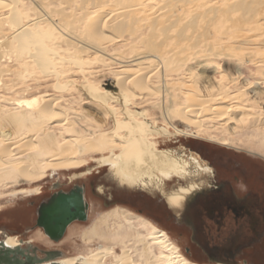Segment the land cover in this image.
Returning a JSON list of instances; mask_svg holds the SVG:
<instances>
[{
    "label": "bare ground",
    "instance_id": "bare-ground-1",
    "mask_svg": "<svg viewBox=\"0 0 264 264\" xmlns=\"http://www.w3.org/2000/svg\"><path fill=\"white\" fill-rule=\"evenodd\" d=\"M31 1L34 6L31 3L33 8L30 5L26 11L24 0H0V88L6 72L20 76L11 69L34 64L48 76L55 74L57 88L65 89L75 83H61L60 64L81 65L86 58L83 55L91 53L119 63L125 75L120 79L117 76L112 91L89 79L79 87L83 95L101 104L105 116L112 118L114 129L109 132L77 128L66 114L56 111L59 99L53 96L5 98L0 95V190L8 187L9 182H38L50 171L82 168L92 160L90 156L99 154L104 160L102 167H114L111 179L119 189L160 193L179 214L189 187L184 191H167V179L180 178L184 175L183 165L197 159L182 151L178 156L177 150H173L175 145H168L166 138L193 133L201 137L200 128L216 117H221L219 125L225 126L238 125L250 116L254 119V134H264L261 106L264 92L258 91L264 84L261 78L264 77V0ZM6 23L10 24L8 31L3 27ZM102 40L110 45L115 42L121 52L127 49L132 55H110L108 48L101 45ZM144 47L148 51L141 50ZM62 52H67L68 57ZM230 57L241 62L240 70H246L247 75L241 72L228 82L215 78L199 82L198 68L194 66L208 61L211 65L208 68L216 72L220 69L216 61ZM10 60L16 67L10 65ZM154 63L161 64V73L150 69ZM157 64L152 67L156 71L160 68ZM173 65L177 73L181 72L178 77L181 79H169L172 74L165 73ZM154 77L158 78L156 84H152ZM133 81L142 89L141 94L131 90ZM177 94L185 101H179ZM152 96L159 98L153 108L160 109L165 124L151 120L148 110H136L141 104L136 102L138 99L150 103L148 98ZM174 121L181 122L187 130H181ZM209 139L236 147L229 137H224L222 142L213 135ZM37 189L19 192L38 193ZM129 210L115 206L82 233L87 245L102 241L103 248L88 251L85 257L68 256L60 263L198 264L182 253L169 232ZM135 219L140 220L138 224ZM112 222L120 224L114 223L118 227L109 230L114 238L107 239L103 225L110 227ZM2 236L10 247L35 244ZM117 246L121 252L116 250Z\"/></svg>",
    "mask_w": 264,
    "mask_h": 264
},
{
    "label": "rangeland",
    "instance_id": "rangeland-1",
    "mask_svg": "<svg viewBox=\"0 0 264 264\" xmlns=\"http://www.w3.org/2000/svg\"><path fill=\"white\" fill-rule=\"evenodd\" d=\"M31 3H32L31 0H24V4H25L24 9H26V11L30 10L28 7H30ZM32 5L31 7L33 8L34 5L33 6ZM3 27L6 28V29L4 28L6 31L11 29L9 23H6V25ZM10 32L11 31H9V33L8 34L6 33V34L10 36L9 35ZM100 43L102 46L104 45L103 47L108 48L109 50L108 54L110 55H114V54L116 55L120 53H122L125 57H129L130 55H132V52L130 53V51H127V49H123V51L121 52L122 49H118L116 47L115 42L110 45L108 41L106 42V40L105 41L102 40ZM106 43H109V44L106 45ZM141 50L148 51L146 47L142 48ZM62 55L64 57H68L67 52H62ZM83 56L87 58V59L86 58L84 59L87 62H84V60H82L83 61L82 64L84 63L83 65L82 64L78 65L77 63L74 64V62H64L63 65L60 64L59 69L61 71L60 74H62L61 75L62 78H60L61 83L65 84L67 81L69 82L74 81L75 84L72 86L69 85L65 89L57 88L56 84L58 80L55 74H51V75L49 74L48 76L46 73H43L42 71L34 67V64H32V66L28 68H21L20 70L15 69V68L11 69L15 72H19L20 76H15V75L13 76L12 75L13 73L6 72L3 75L4 85H2V88H0V95L5 98H9V97L10 98L11 97L20 98L24 96L25 97L26 96L27 97H32V96L33 97L35 96L46 97L47 96V98L48 97L49 98L54 97L55 99L58 98L59 103H58V106L56 107V111L57 112L61 111L60 113L66 114L70 118V121L73 122L77 126V128L78 127L81 129L84 128L83 131L88 130V131H91V132L94 131L97 133L103 132L102 130L109 132L114 129V122H112V118H109L108 115L105 116V112L101 104L96 103L95 101L89 99L87 96H85V94L83 95L82 91L79 90L80 89L79 87H81L82 85L86 83L85 79H89V81L93 82L94 84H97L101 86L102 88H105L106 90L112 91V87H115L114 83L118 81L117 76H119V79H120L125 74L121 69L122 66L117 62H113V60L110 58L106 59V58H103L102 56H98V54H95V53H91L89 55H83ZM13 60H15L14 57H13ZM13 60H10L11 61L10 65L13 67H16V65L14 64L15 62ZM193 62H190V63H193ZM4 64L7 65L9 64V62H4ZM155 64L157 63H154L152 67H156L154 66ZM216 64L220 68L216 72L208 68L211 66L208 64V61L205 62L201 66H194L198 68L197 79L199 80V82H202L207 79L214 80V78L215 80L223 79L225 82H228L229 79L231 78L239 77L241 72L247 75L246 70L244 71L240 70L239 64H241V62L239 63L236 58L234 59L232 57L227 58V59L221 58L216 61ZM157 65H159V63ZM152 67L150 68L151 70H154V72L159 71L161 73L160 71L161 64L159 65L160 68H158L157 71ZM172 68H173L172 70L167 68L165 71L166 74H172V76L169 77V79H173V80L181 79V78H178L181 72L177 73V71H175L176 68H174V65ZM154 78L152 79L153 81L151 80L152 84L157 83L156 81L158 78L157 77H154ZM261 78H264V77L262 76ZM241 82H244V81L241 79ZM132 83H130L131 90H133L137 94H141L142 89L139 88V86L137 85L135 81H133ZM27 88L29 90L26 92L25 90H27ZM252 90L254 89H251V91ZM258 91L260 93L264 92V84H262L258 88ZM177 96H178L177 99L179 101L181 102L185 101L183 96L180 97V95L178 94ZM14 99L15 98H13V100ZM148 99H150V101L152 102L149 101L150 103H148L147 102L148 100L146 102H143V100L141 101V99H138L136 102H139L141 104L137 105L139 108L136 106V110L137 111L148 110L150 111L149 117L151 120H155V121L158 120L157 122L159 124L160 123L165 124L164 120H162L163 117L160 112V109L153 108V103L158 102L159 98L157 96L155 97L152 96V97H149ZM6 105H8L7 102H6ZM261 106L264 107V99L262 100ZM131 109H135V107H132ZM151 115L153 118L151 117ZM209 118L210 117H203V119H208V120ZM219 118L221 119V117L210 118L209 121L212 120L211 122L209 121L205 122V123H208L209 125H206L205 123L203 124L205 126L201 127L200 130H203L205 132L202 131L200 135L201 137L193 136V134H196V133L192 132L193 134L191 136L190 135L176 136V137L171 138V140L166 138L167 139L166 143H169L168 145H173V146L175 145L173 147V150L176 149L177 154L179 151H182L184 154H187L189 156L192 155L195 159L199 158L200 160L199 159L198 160L202 163V164L201 163L199 164L197 163L199 161H195L194 159L189 161L190 167L195 170L196 177H193V178L191 177L192 179L187 180V181L178 180L176 183L177 190H184L192 185L194 187L195 186L198 187V189H201V188H204V186H208L209 184H211L212 181L210 178H208L210 176V171L207 167L203 165L204 163L207 164V162L217 163L218 160L222 161L223 158H227L226 160H228V162L229 161L232 162L229 159L233 157H236V158L241 157V158H247L251 161H255L264 167V144H263L264 134L262 133L254 134V130H252V122L254 119L250 116H246L243 118V121L239 123L240 126L239 124L235 125L233 123H230L228 125H225L226 126L225 127V126H221L222 122L219 120ZM219 123L221 124L219 125ZM174 124L177 127H179L181 130L183 129L187 130L186 127L183 124H181V122L179 123V121L178 122L174 121ZM219 128L221 129L219 130ZM188 129L191 130V128H188ZM195 129L197 128H192L191 131H195ZM251 133L254 135L252 136ZM67 135H69V132H67ZM211 135L218 137V140L220 142L223 141L224 137H229L231 140H234L232 143L236 147H228L221 143H216L212 141L211 139H209ZM189 147L194 148V149H188ZM116 155L117 153H114V156ZM96 158L99 160L94 161V159ZM101 158H102V155L96 154L94 155V157L90 156L89 160L90 159L92 160L89 161L88 165H85L82 168L71 169V170L59 169L56 171H50L46 178L38 182H35V183L23 182V183L17 184V183L9 182L8 187H3L0 190V227L4 226L5 229L7 230L9 228H14L15 233L25 232L27 228H29L30 226L34 224L33 223L34 216H35L34 212L37 209L40 202L44 200L45 198H47L49 194L52 193L50 192V187L53 183H60L64 189H70L74 185L87 184L90 181H93L96 183V188L98 189L102 197H107L110 194H120V192H110L112 191V189H114L115 191H118L120 190L119 188L121 187H119L115 183L114 179H111V176L114 171V167H106V166L102 167L104 165L103 164L104 160H102ZM224 162H227V161H224ZM210 168L212 169V166ZM37 188L40 189L39 193H36V192H21L20 193L19 192L22 190L28 191V190H34ZM88 199H89L90 207H91L88 221L86 222L77 221L73 223L68 229V232L65 235V237L60 242L53 243L50 240H48V238L46 237L42 229H38L35 232L30 233L28 235V238L29 239L35 238L34 243L39 246L45 247V248H49V249L53 247L59 248L65 253H67V257L68 256L70 257L84 256L85 257L88 254V251H91V250L93 251L97 248H103V246L105 245H103L104 243L102 241H95L93 244L87 245L83 241L84 235H82V233L84 231H87L90 227H92V225L95 224L96 220L100 217L102 213L104 215L110 209L115 208V207L105 206L101 198L95 196L92 193L88 194ZM32 202L36 203V206L34 208H30V204ZM117 206L128 209V210L130 209L131 212L132 213L134 212L136 216L141 215L145 219L157 225L158 227L165 229L167 232L171 234L174 241H176V243L180 246V248L182 249L181 250L182 253L187 256L185 252V246H190V244L186 239H183L182 242L179 240V234H181L180 232H185L184 229L174 228L164 223L160 224L156 220L151 219L147 215L139 214L136 210L132 208L116 205V207ZM18 209H22V210L28 209L32 213L29 212L30 216L27 215V218L18 220V219H15V217L13 216L14 211ZM135 221H136V224H138L140 220L135 219ZM114 223H118V222H114ZM114 223L112 222L110 224L111 225L110 227H105L103 225L104 230H106L107 232V239H112V237L114 238V233L113 235L111 234L110 236V231H109V230L113 231L115 228L118 227V225H114ZM15 227L17 229H15ZM116 250L121 252V249L118 246ZM191 260H194V259H191Z\"/></svg>",
    "mask_w": 264,
    "mask_h": 264
},
{
    "label": "flooded vegetation",
    "instance_id": "flooded-vegetation-1",
    "mask_svg": "<svg viewBox=\"0 0 264 264\" xmlns=\"http://www.w3.org/2000/svg\"><path fill=\"white\" fill-rule=\"evenodd\" d=\"M226 159L218 160L217 163L207 162L208 165L203 164L210 171L208 178L212 183L201 189L190 186L183 198V209L178 215L167 198L160 193H152L145 189L118 191L112 189L110 192L120 194L102 197L95 182L78 185L85 187L88 202V194L92 193L101 198L105 206L121 205L132 208L160 224L184 229L185 232L179 234V240L182 242L186 239L189 242L190 246H185V252L190 260L194 259L198 264H264V167L247 158L233 157L229 159L232 162ZM189 161L183 165L184 175L180 178L168 177V186L165 188L167 191L176 190L178 180L187 181L196 177ZM55 186L56 183L51 185L52 193L42 200L35 210L34 224L22 233H15L14 228L7 230L2 225L0 241L6 242V237L2 235H7L8 238L14 237L17 241L34 243L35 238L29 239L28 235L41 229L37 227L41 204L48 201L54 193L69 192L77 185L70 189H64L61 184L59 189H55ZM37 190L39 193L40 189ZM35 206V202L30 204V208ZM27 210L18 209L14 211L13 216L18 220L27 218V215L30 216V211ZM23 247L30 249L28 253L30 252L32 256L45 257V251H61L67 257V253L55 247L49 249L32 243H24Z\"/></svg>",
    "mask_w": 264,
    "mask_h": 264
},
{
    "label": "water",
    "instance_id": "water-1",
    "mask_svg": "<svg viewBox=\"0 0 264 264\" xmlns=\"http://www.w3.org/2000/svg\"><path fill=\"white\" fill-rule=\"evenodd\" d=\"M60 188L56 183L55 189ZM90 203L86 200L85 187L75 186L69 192L59 191L42 203L39 208L37 227L55 242L61 241L68 228L75 222L89 219ZM31 248V247H30ZM30 249L22 246L10 247L0 241V264H61V251H45V257L32 256Z\"/></svg>",
    "mask_w": 264,
    "mask_h": 264
},
{
    "label": "crops",
    "instance_id": "crops-1",
    "mask_svg": "<svg viewBox=\"0 0 264 264\" xmlns=\"http://www.w3.org/2000/svg\"><path fill=\"white\" fill-rule=\"evenodd\" d=\"M178 215V214H177Z\"/></svg>",
    "mask_w": 264,
    "mask_h": 264
}]
</instances>
